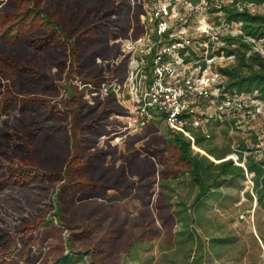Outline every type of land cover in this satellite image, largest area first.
Instances as JSON below:
<instances>
[{
    "label": "trees",
    "instance_id": "obj_1",
    "mask_svg": "<svg viewBox=\"0 0 264 264\" xmlns=\"http://www.w3.org/2000/svg\"><path fill=\"white\" fill-rule=\"evenodd\" d=\"M249 5L264 7V0H231L213 9L226 24H240L238 34L217 38L223 45L213 55L233 59L218 68L226 78V92L255 94L264 102V46L255 48L264 42V12H252ZM143 13L136 0H0V262L9 264L12 257L34 262L37 232L48 214L61 223L79 202L121 200L140 189L128 179L125 164H106L118 154L117 148L100 144L101 137L124 133L121 122L112 117L121 113L114 92L93 104L85 95L96 92L98 98L97 89L104 83L123 85L128 56L113 63L121 54L118 40L130 31L135 39L142 34ZM70 79L85 85L82 91L69 84ZM154 122L162 120H147L146 127ZM187 130L205 155L194 152L190 138L169 128L165 144L170 156L162 163L170 167L171 179H180L194 194L188 204L177 202L182 210L172 213L185 232L180 241L193 247L201 241L193 218L200 222L210 199L219 197L224 186L245 180V172L253 175L255 200L264 209V150L257 157L241 141L238 156L244 159V169L223 160L233 150L212 146V136L207 138L199 128ZM250 139L257 142L255 136ZM243 152L248 153L245 158ZM136 160L149 170L156 163ZM152 185L147 181L144 189ZM111 191L115 194L108 197ZM175 192L171 188L165 196L169 208ZM217 240L232 244L234 237ZM61 261L70 264L67 256Z\"/></svg>",
    "mask_w": 264,
    "mask_h": 264
},
{
    "label": "rangeland",
    "instance_id": "obj_2",
    "mask_svg": "<svg viewBox=\"0 0 264 264\" xmlns=\"http://www.w3.org/2000/svg\"><path fill=\"white\" fill-rule=\"evenodd\" d=\"M157 1L158 5L162 2L166 5L170 3L169 23L176 37L188 40L190 48L200 58H208L209 54L215 56L212 61H206L207 72H216L218 68L233 63L232 58L225 57L222 53L220 56L213 55L217 46L223 45L216 41L218 37L225 34L234 36L240 32V24L228 25L224 22L222 13L213 12L215 7L222 3L228 4L231 0H201L197 4L186 0ZM136 2L142 5L144 11L139 15L144 31L136 39L131 31L128 36L119 39L121 54L113 60L116 64L128 56L127 77L123 85L104 83L97 89L98 98H94L97 96L96 92L86 94L85 98L91 104L103 102L111 89L114 92L121 113L112 117L121 122L120 128L124 133L101 137L100 144L117 148L118 154L108 157L106 164H125L128 179L136 187H141H134V193L121 200L106 201L99 198L79 202L65 213L66 221L61 223L48 214L37 232L38 244L33 248L36 257L34 262L26 263L16 257L8 259V262L60 264L62 258L67 256L70 264H264V209L257 205L253 185L246 180L224 186L221 195L210 199L205 206L203 219L197 222V217L193 218L196 234L201 237L197 246L187 247L180 241L185 240V232L180 224H176L172 213L174 210H182L177 202L184 201L188 204L194 194L188 186L179 183L180 179H171L170 167L162 163L170 156L165 144V136L169 130L167 125L164 122H154L148 128L147 121H141L136 114L135 101L138 93L136 84L128 79V66L131 61L136 63L141 58L140 47L135 42L145 34V28L147 32H151L148 22L149 8H152L150 0ZM248 7L252 12H264L263 6ZM263 46L264 42L260 41L255 48L262 50ZM97 61L100 62L99 59ZM52 71H56V68ZM69 84L79 91L85 86L76 79H70ZM89 88L95 90L90 86ZM82 97L84 99V95ZM214 110L215 107H212L207 113L212 114ZM216 118L215 121L202 122L201 126L203 131L212 136V146L219 150L234 151L244 141L250 147V136L254 135L260 141L257 147L259 150L254 146L253 152L260 156L264 148V106L261 114L256 116L246 115L243 110L237 112L234 119L237 121L236 125L229 121V116ZM197 150L200 151L199 154L205 155L203 150ZM136 157L156 160L154 169H145L144 165L137 162ZM228 157L237 159L233 153ZM149 171L150 177L147 175ZM139 178L145 180L140 182ZM147 181H152L153 184L148 191L144 189ZM170 181L171 186L168 184ZM171 188L176 192L172 207L169 208L165 196L169 195ZM114 194L111 191L107 196ZM52 200L56 204L54 197ZM178 232L182 233L177 235ZM207 233L212 234L208 239H214V242L208 241ZM230 236L234 237L232 244L219 243L217 240ZM4 262L2 260L0 264Z\"/></svg>",
    "mask_w": 264,
    "mask_h": 264
},
{
    "label": "built area",
    "instance_id": "obj_3",
    "mask_svg": "<svg viewBox=\"0 0 264 264\" xmlns=\"http://www.w3.org/2000/svg\"><path fill=\"white\" fill-rule=\"evenodd\" d=\"M157 2L150 0L152 8H149L150 18L147 22L151 32L145 28V34L135 42L140 47L141 58L136 63L131 61L128 66V79L136 84L138 93L136 114L141 121L161 119L171 130L190 138L192 148L197 150L187 128L202 130V122L215 121L216 117L221 116L231 117L229 121L236 125L234 119L237 112L243 110L246 115L256 116L261 114L264 102L256 99L255 94L226 92V78L218 70L206 71V61H212L215 56L200 58L190 48L188 40L176 37L169 23L170 3L166 5L161 1L158 5ZM203 62L204 68L201 66ZM212 107H215L214 113L208 114L207 110ZM203 133L207 138L210 137L209 132ZM255 137L257 142H252L251 149L259 145L260 140ZM239 152L238 146L233 151L237 159L226 157L223 160L230 159L245 169L244 159L239 161ZM257 154V157L261 156ZM243 155L247 156L248 153L243 152ZM252 176L245 172V180L251 185Z\"/></svg>",
    "mask_w": 264,
    "mask_h": 264
},
{
    "label": "bare ground",
    "instance_id": "obj_4",
    "mask_svg": "<svg viewBox=\"0 0 264 264\" xmlns=\"http://www.w3.org/2000/svg\"><path fill=\"white\" fill-rule=\"evenodd\" d=\"M196 149H197V147H196ZM204 154H205V152H204Z\"/></svg>",
    "mask_w": 264,
    "mask_h": 264
}]
</instances>
